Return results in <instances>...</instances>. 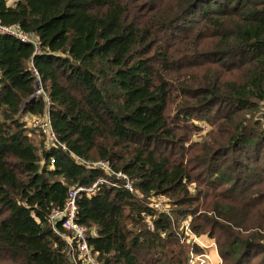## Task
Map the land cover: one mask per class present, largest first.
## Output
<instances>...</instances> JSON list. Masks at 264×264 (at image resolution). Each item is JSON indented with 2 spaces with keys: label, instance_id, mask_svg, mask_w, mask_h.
Segmentation results:
<instances>
[{
  "label": "trees",
  "instance_id": "16d2710c",
  "mask_svg": "<svg viewBox=\"0 0 264 264\" xmlns=\"http://www.w3.org/2000/svg\"><path fill=\"white\" fill-rule=\"evenodd\" d=\"M0 23L38 41L0 33V264H67L49 213L122 181L95 159L136 189L77 195L103 264H190L181 215L219 264H264V0H0ZM46 109L67 148L30 124Z\"/></svg>",
  "mask_w": 264,
  "mask_h": 264
},
{
  "label": "built area",
  "instance_id": "2783aa9c",
  "mask_svg": "<svg viewBox=\"0 0 264 264\" xmlns=\"http://www.w3.org/2000/svg\"><path fill=\"white\" fill-rule=\"evenodd\" d=\"M0 33H11L20 40L32 42L35 50L38 49V41L36 37L20 30L14 25H5L0 23ZM36 86L37 88L34 92L35 95L41 92L45 94L40 86L38 75L36 76ZM45 99L48 103L49 99L46 94ZM30 124L36 131L43 135L46 146L50 147L59 145L62 148H67L66 145L60 141L55 134L47 109L42 115H33L30 118ZM77 159L79 158L77 157ZM50 161L53 162L54 158L51 157ZM84 162H87L92 166L96 165L108 173H114L116 176L120 177L122 181L119 183L116 180L107 179L100 175L89 185L76 184L71 186L67 192L63 207L54 208L49 213L48 217L54 231H56L64 239L67 245V264H103L101 259H99L97 252L92 250L90 244L88 243L87 228L75 219L77 195L82 191H93L97 184L103 181L112 185L123 186L129 191L136 192V189L133 186V179L127 173L121 170H114L105 160L95 159ZM149 205L154 210L166 212L171 216L170 199L167 195L163 193L152 195L149 200ZM179 219L180 221L177 234L181 242H186L189 244L188 263L202 264L201 256H206V258H208L209 264H219L221 261V256L218 253L215 241L211 238H208L207 236L202 237L197 235L191 228L190 216L181 215L179 216ZM57 223L60 224L62 230L59 229ZM148 225L149 227H152V221H149ZM93 232H95V230H93ZM193 244L199 245L202 251L196 252L194 250Z\"/></svg>",
  "mask_w": 264,
  "mask_h": 264
},
{
  "label": "rangeland",
  "instance_id": "374dc122",
  "mask_svg": "<svg viewBox=\"0 0 264 264\" xmlns=\"http://www.w3.org/2000/svg\"><path fill=\"white\" fill-rule=\"evenodd\" d=\"M15 0H7V2L9 3V4H11V3H13ZM201 122V125H202V130H201V132H199V133H193V134H191V136H190V139L191 140H199V139H201L203 136H204V134L210 129V125H209V123H207L206 121H200ZM35 141H36V143H38L39 144V146L40 147H42V145H41V141H42V139H41V137H40V135H36V137H35ZM44 141V140H43ZM170 199V198H169ZM212 239V238H211ZM204 263V261H202V264ZM206 263H208V258H207V260H206Z\"/></svg>",
  "mask_w": 264,
  "mask_h": 264
},
{
  "label": "crops",
  "instance_id": "0c3cea01",
  "mask_svg": "<svg viewBox=\"0 0 264 264\" xmlns=\"http://www.w3.org/2000/svg\"><path fill=\"white\" fill-rule=\"evenodd\" d=\"M201 259H202V261H204V263H203V264H209V262H208V263H206V260H207L206 256H201Z\"/></svg>",
  "mask_w": 264,
  "mask_h": 264
}]
</instances>
